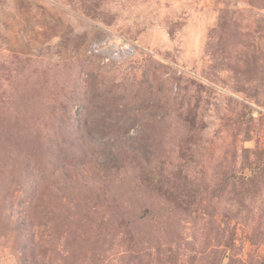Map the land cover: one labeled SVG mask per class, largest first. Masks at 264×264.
Segmentation results:
<instances>
[{"label":"rangeland","instance_id":"1","mask_svg":"<svg viewBox=\"0 0 264 264\" xmlns=\"http://www.w3.org/2000/svg\"><path fill=\"white\" fill-rule=\"evenodd\" d=\"M0 264H264V0H0Z\"/></svg>","mask_w":264,"mask_h":264}]
</instances>
